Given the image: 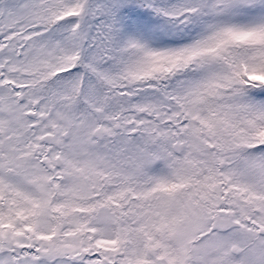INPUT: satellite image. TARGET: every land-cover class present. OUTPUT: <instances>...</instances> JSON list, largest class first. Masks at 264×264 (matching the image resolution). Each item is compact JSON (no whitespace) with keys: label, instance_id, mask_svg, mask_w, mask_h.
<instances>
[{"label":"snow or ice","instance_id":"obj_1","mask_svg":"<svg viewBox=\"0 0 264 264\" xmlns=\"http://www.w3.org/2000/svg\"><path fill=\"white\" fill-rule=\"evenodd\" d=\"M0 264H264V0H0Z\"/></svg>","mask_w":264,"mask_h":264}]
</instances>
